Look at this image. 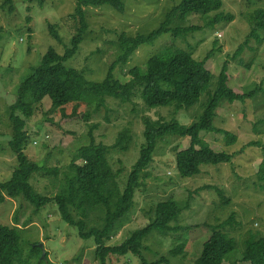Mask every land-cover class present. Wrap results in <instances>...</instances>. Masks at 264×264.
I'll return each mask as SVG.
<instances>
[{
    "label": "rangeland",
    "instance_id": "374dc122",
    "mask_svg": "<svg viewBox=\"0 0 264 264\" xmlns=\"http://www.w3.org/2000/svg\"><path fill=\"white\" fill-rule=\"evenodd\" d=\"M182 1L124 0L123 14L110 6L84 8L89 29L77 54L67 65L81 71L89 81H103L118 56L120 34L130 37L149 35L160 28L167 14ZM222 1L223 7L219 11L190 15L185 21L176 22L184 27H200V31L185 38L164 35L154 45L140 47L125 67L116 69L117 78L125 83L130 80L128 73L132 68L145 69L148 59L165 46L189 50L197 61L204 60L212 51L213 57L207 67L213 80L199 104L182 111L174 107L151 109L136 92L132 103L108 98L106 108L95 111L94 107L89 108L92 105L81 107L82 111L91 112L90 121L99 125L94 133L96 142L110 147L108 159L114 172H121L118 182L123 191L145 143L146 120H177L184 126L198 121L206 107L208 92L216 89L226 62L232 77L229 83L232 89L239 93L256 91L253 99L234 103L222 101L217 109L214 126L235 134L238 138L236 144L226 145L221 134L202 132L200 135L215 152L233 155L232 164L204 165L200 174L183 178L177 171L176 153L188 149L190 139L168 136L158 143L153 162L136 190L134 209L117 225L107 245H121L133 231L153 223L158 204L170 200L177 202L182 209L171 225L187 229L168 235L154 230L144 240L140 256L130 253L111 256L106 264H142V259L152 263L162 257L170 264H194L211 235V229L205 224L217 226L232 215L234 223L223 231L235 240L236 249L224 264H250L241 261L246 240L264 237V192L260 190L257 178L264 160V30L257 31V38H248L257 28L254 13L264 10V0ZM77 2L13 0L14 11L8 14L1 9L4 0H0V182L10 181L19 166L17 155L9 146L13 135L9 107L16 101L18 85L31 67L40 64L50 47L63 54L64 45L70 44L78 26L77 18H73ZM221 13L232 15L234 20L216 22L212 26L214 18ZM50 26L58 30L64 44L53 39ZM258 39L262 41L259 43ZM242 44L241 55L232 58ZM44 110L47 115L37 111L31 119H26L28 140L23 153L31 162L57 169L58 175L38 173L32 177L30 183L35 191L53 200L38 213L35 206L23 197L7 198L0 205V223L19 227L22 255L16 258L15 264L20 261L25 264H101L95 241L83 239L77 227L66 223L54 202L55 196L67 188L68 180L74 174L71 163L74 160L81 163L76 156L78 139L87 134L88 127L81 121L59 125L60 109L51 108L50 102L45 103ZM18 115L25 118L20 112ZM125 130L132 137L126 145L128 149L112 148ZM219 191L223 192L224 199ZM104 216L101 209L91 212L89 228L102 227ZM181 243L185 244V256L172 252ZM34 246L40 249L43 246L42 253L31 255ZM43 251L48 255V261L38 262Z\"/></svg>",
    "mask_w": 264,
    "mask_h": 264
},
{
    "label": "trees",
    "instance_id": "16d2710c",
    "mask_svg": "<svg viewBox=\"0 0 264 264\" xmlns=\"http://www.w3.org/2000/svg\"><path fill=\"white\" fill-rule=\"evenodd\" d=\"M102 6H110L121 14L125 12L124 0H78L73 14V18H77L75 20L78 22V26L70 44L64 45L63 54H59L53 47H50L43 55L40 64L31 67L26 77L18 85L16 101L9 107L13 130L9 146L17 155L19 166L10 181L0 182V205L7 198L23 197L35 206L38 213L53 201L51 198L38 194L30 181L38 173L58 175L57 169L51 170L45 165L31 162L23 153V147L28 140L26 119H31L37 111L43 113L45 103L50 102L51 108L60 109L59 125L81 121L88 127L87 134L78 139L79 146L76 156L81 163H76V160L71 163L74 174L68 180L67 188L55 196L54 202L66 223L77 227L83 239L95 241L96 255L101 264H106L111 256H124L129 253L140 256L144 240L154 230L168 235L187 229L171 225L181 214L182 209L177 202L170 200L158 204L153 223L143 229L133 231L121 245H107L117 225L125 220L134 209L136 190L140 188L142 176L153 162L158 143L168 136L190 139L188 149L176 153L177 171L183 178H191L200 174L201 167L204 165L232 164L233 155L215 152L208 143L201 139L200 135L202 132L217 133L224 136L226 145L236 144L238 138L235 134L214 126L217 109L222 101L234 103L253 99L256 91L239 93L232 89L229 86L232 77L226 62L220 72L216 89L212 93L208 92L206 107L204 106L203 114L198 121L190 126H184L177 120H146L145 143L141 147L138 160L132 167L127 185L121 191L118 182L121 172H114L108 159L110 147L96 142L94 133L99 125L92 123L90 121L92 113L82 111L81 107L92 105L89 108L94 107L97 111L106 108L108 98L122 103H132L136 92L139 93L144 104L151 109L174 107L177 111H182L189 110L199 104L201 97L209 89L213 80V74L207 67L208 61L213 57L212 51L206 55L204 60L197 61L193 52L189 50L180 49L174 45L165 46L148 59L145 69L132 68L128 73L130 80L125 83L117 78L116 69L119 66L125 67L140 47L154 45L164 35L185 38L200 31V27H184L176 22H183L190 15L210 14L219 11L223 7V1L183 0L167 14L160 28L149 35L130 37L125 33L120 34L117 42L119 53L116 60L110 66L106 78L103 81L94 82L89 81L81 71L69 67L67 63L77 54L89 29L84 8ZM1 9L12 14L14 11L13 0H4ZM254 19L257 21V28L253 29L248 38L252 36L257 38V31L264 30V10L256 11ZM224 20L232 22L234 17L221 13L214 18L211 25L214 26L216 22ZM49 33L59 44H64L54 26H50ZM261 41L258 39L259 43ZM245 44H247V40ZM243 45H240L239 50L232 58L236 59L241 55ZM19 112L25 118L19 116ZM44 114L47 115L46 112ZM131 140L129 132L122 131L112 148L122 147L123 150H126V145ZM257 178L259 188L264 192V160L260 165ZM206 187L216 189L214 186ZM219 192L224 199L223 192ZM98 209H101L105 214L103 225L102 227L89 228V215ZM233 223L232 215L228 221L217 226L210 223L205 224L211 229V235L204 243L202 254L194 264L225 263L228 256L235 251L236 242L229 238L223 229ZM18 229L17 226L9 227L0 223V264H15L16 258L22 255L21 237ZM184 248L185 244L181 243L172 252L185 256ZM41 249L43 250V248ZM41 249L34 246L31 255L41 254ZM38 260V262L48 261V255L46 254L45 259L39 257ZM241 261L250 264H264V237L258 239L249 237L246 240ZM19 264L25 263L20 261ZM142 264L170 263L162 257L152 263H147L142 259Z\"/></svg>",
    "mask_w": 264,
    "mask_h": 264
},
{
    "label": "water",
    "instance_id": "95a60500",
    "mask_svg": "<svg viewBox=\"0 0 264 264\" xmlns=\"http://www.w3.org/2000/svg\"><path fill=\"white\" fill-rule=\"evenodd\" d=\"M41 248H43V246H40ZM46 258V253H45V251H43V257H42V259H45Z\"/></svg>",
    "mask_w": 264,
    "mask_h": 264
}]
</instances>
